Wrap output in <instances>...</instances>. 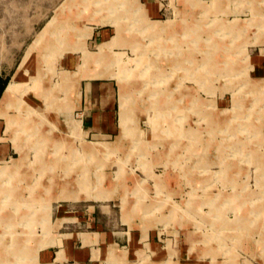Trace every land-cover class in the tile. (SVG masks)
I'll return each instance as SVG.
<instances>
[{
  "label": "rangeland",
  "instance_id": "1",
  "mask_svg": "<svg viewBox=\"0 0 264 264\" xmlns=\"http://www.w3.org/2000/svg\"><path fill=\"white\" fill-rule=\"evenodd\" d=\"M181 1L152 17L142 0H0V264H39L72 229L59 206L95 204L153 224L167 255L193 232L202 264H264V0ZM94 78L118 84L121 140L83 136Z\"/></svg>",
  "mask_w": 264,
  "mask_h": 264
},
{
  "label": "crops",
  "instance_id": "2",
  "mask_svg": "<svg viewBox=\"0 0 264 264\" xmlns=\"http://www.w3.org/2000/svg\"><path fill=\"white\" fill-rule=\"evenodd\" d=\"M142 2L152 17H161L168 11L167 7H170L163 0ZM62 65L73 70L77 69L79 64L76 59L65 57ZM80 90L81 101L80 107L76 110L78 112L76 119L81 124L83 136L102 139L112 138L118 134L117 137L121 140L118 84L112 79H83ZM0 153L1 158L8 157L7 149ZM167 158L165 155L160 161L166 165L164 160ZM167 183L164 179L161 180L162 187L166 189ZM115 208V204L105 206L95 204L84 208L60 205L61 225L72 229L59 233L54 244L40 250L39 264H202L203 259L211 254L206 251L202 252L201 256L195 255L194 233L181 232L185 250L180 251L179 258L174 257L176 251L173 250L167 255V246H164L163 242L174 239L170 237L171 239L164 240L163 232H159L157 228L152 231L153 224L145 231L143 218H140L138 223L133 219V224L126 222L123 214L120 219L117 218ZM174 212L162 218H154V221H174L177 219ZM136 226L140 228L138 231L131 229ZM209 263L212 264V261Z\"/></svg>",
  "mask_w": 264,
  "mask_h": 264
},
{
  "label": "bare ground",
  "instance_id": "3",
  "mask_svg": "<svg viewBox=\"0 0 264 264\" xmlns=\"http://www.w3.org/2000/svg\"><path fill=\"white\" fill-rule=\"evenodd\" d=\"M61 15H62V13H61ZM62 19H63V17H62ZM65 19V18H64ZM63 19V20H64ZM60 21H63V20H61V19H59ZM55 22V21H54ZM64 23V22H63ZM58 42L59 43H61V38H59L58 37ZM53 50V49H52ZM52 50H51V48H49V52L50 53H52ZM29 58H30V54H28L27 55V59H26V63L28 62V60H29ZM25 63V64H26ZM27 68V74L28 73H30V71H29V67L27 66L26 67ZM32 74V73H31ZM37 81V80H36ZM15 86V85H14ZM10 91H11V88H9L8 89V94L10 93ZM7 94V95H8ZM61 113H63V112H61V109H59L58 110V114H61ZM5 116V113L4 114H1L0 113V117L2 118V117H4ZM11 122L13 123V124H16V121L14 120V122H13V120H11ZM26 123H27V121H26ZM42 124H43V122H41V123H37L36 125H34V127L33 128H28V127H26L25 126V130H24V133H25V135H26V137H27V139L26 140H30V139H32V138H34L35 140H39L40 141V143H38V144H36V147H35V151H36V153H39L40 151H42V148H43V146H44V144H45V138H42V136L40 135V132H41V126H42ZM24 125V124H23ZM20 151H22L21 149H19ZM20 169H16V171H15V173L14 174H16V175H14L15 177H17L18 179L19 178H23V179H26V177H25V175H21L20 176ZM21 180V179H20ZM89 182V181H88ZM89 184H90V182H89ZM88 188V189H87ZM85 189H87L89 192H90V187H89V185H87V183H85ZM94 189H98V188H94ZM16 191V189L14 188V190H13V188H11V193L13 192V194L14 193H16L15 192ZM97 191V192H96ZM96 192V193H95ZM10 193V194H11ZM28 195V194H27ZM89 196L90 197H94V198H96V199H102V198H107V194H105V192L104 191H98V190H94V191H92V192H90V194H89Z\"/></svg>",
  "mask_w": 264,
  "mask_h": 264
},
{
  "label": "trees",
  "instance_id": "4",
  "mask_svg": "<svg viewBox=\"0 0 264 264\" xmlns=\"http://www.w3.org/2000/svg\"><path fill=\"white\" fill-rule=\"evenodd\" d=\"M7 85H8V83L3 82V80L0 78V99H1L5 89L7 87Z\"/></svg>",
  "mask_w": 264,
  "mask_h": 264
}]
</instances>
